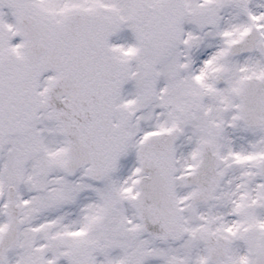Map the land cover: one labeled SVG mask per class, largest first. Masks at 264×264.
Wrapping results in <instances>:
<instances>
[{"label": "snow or ice", "instance_id": "snow-or-ice-1", "mask_svg": "<svg viewBox=\"0 0 264 264\" xmlns=\"http://www.w3.org/2000/svg\"><path fill=\"white\" fill-rule=\"evenodd\" d=\"M0 264H264V0H0Z\"/></svg>", "mask_w": 264, "mask_h": 264}]
</instances>
